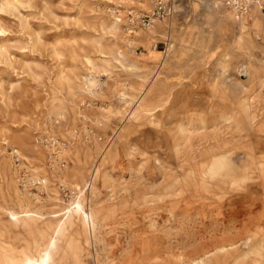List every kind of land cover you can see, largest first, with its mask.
Returning a JSON list of instances; mask_svg holds the SVG:
<instances>
[{
	"label": "rangeland",
	"instance_id": "rangeland-1",
	"mask_svg": "<svg viewBox=\"0 0 264 264\" xmlns=\"http://www.w3.org/2000/svg\"><path fill=\"white\" fill-rule=\"evenodd\" d=\"M152 2L0 0V264H264V16Z\"/></svg>",
	"mask_w": 264,
	"mask_h": 264
},
{
	"label": "built area",
	"instance_id": "built-area-1",
	"mask_svg": "<svg viewBox=\"0 0 264 264\" xmlns=\"http://www.w3.org/2000/svg\"><path fill=\"white\" fill-rule=\"evenodd\" d=\"M177 0H154L150 11L132 13L128 19V26L135 29L149 30L155 22H169L175 13ZM217 3L228 10L235 20L246 19L253 11L264 16V0H216ZM41 185V184H40Z\"/></svg>",
	"mask_w": 264,
	"mask_h": 264
},
{
	"label": "bare ground",
	"instance_id": "bare-ground-1",
	"mask_svg": "<svg viewBox=\"0 0 264 264\" xmlns=\"http://www.w3.org/2000/svg\"><path fill=\"white\" fill-rule=\"evenodd\" d=\"M153 1H154V0H153ZM148 12H149V11H148ZM155 23H156V22H155ZM155 23H154V24H155ZM132 29H133V28H132ZM138 29H139V28H138Z\"/></svg>",
	"mask_w": 264,
	"mask_h": 264
}]
</instances>
